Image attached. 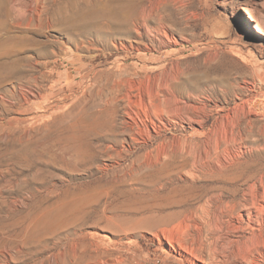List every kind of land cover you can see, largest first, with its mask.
Wrapping results in <instances>:
<instances>
[{"label":"rangeland","instance_id":"rangeland-1","mask_svg":"<svg viewBox=\"0 0 264 264\" xmlns=\"http://www.w3.org/2000/svg\"><path fill=\"white\" fill-rule=\"evenodd\" d=\"M144 2L110 48L28 29L0 79V264H264V0Z\"/></svg>","mask_w":264,"mask_h":264},{"label":"bare ground","instance_id":"bare-ground-1","mask_svg":"<svg viewBox=\"0 0 264 264\" xmlns=\"http://www.w3.org/2000/svg\"><path fill=\"white\" fill-rule=\"evenodd\" d=\"M79 1L63 2V4L53 9L52 20H50L51 18L47 19L40 13L33 12L35 8L34 0H0V79L6 74L9 75L17 71L21 62H32V59H20L18 57L19 46H22L21 48L36 47L40 55L48 53L46 50L47 43L37 40L29 33L28 29L32 27L43 30L46 26L55 25L61 31L66 32L73 42L78 45H80L81 41L79 39L80 36L85 37L94 33L100 44L110 48L112 39L118 35L131 34L139 23L149 26L150 14L147 11L144 0ZM242 9L247 13L246 16L255 20L249 7H242ZM254 26L258 32L264 34V28L257 20ZM18 28L23 30H17ZM115 45L117 44L115 43ZM88 48H91V46L88 45ZM98 82L96 92L93 90L90 93L91 99H88L90 106H86V109H89L90 112L92 108L99 105V99L101 97L102 100L105 91H113L117 88L118 80H114L111 85L108 82H101L100 79H98ZM243 205H245L244 209L247 211L248 228L253 231L261 229L264 224V207L258 198L254 197L251 202ZM255 212L256 214H254ZM243 227L242 223L241 231Z\"/></svg>","mask_w":264,"mask_h":264},{"label":"trees","instance_id":"trees-1","mask_svg":"<svg viewBox=\"0 0 264 264\" xmlns=\"http://www.w3.org/2000/svg\"><path fill=\"white\" fill-rule=\"evenodd\" d=\"M244 20H245L248 24L252 25L251 21H250L245 15H244Z\"/></svg>","mask_w":264,"mask_h":264}]
</instances>
